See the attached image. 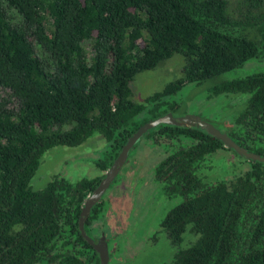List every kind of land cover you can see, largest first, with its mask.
Returning <instances> with one entry per match:
<instances>
[{
	"label": "trees",
	"instance_id": "16d2710c",
	"mask_svg": "<svg viewBox=\"0 0 264 264\" xmlns=\"http://www.w3.org/2000/svg\"><path fill=\"white\" fill-rule=\"evenodd\" d=\"M175 55L180 77L134 101L136 77ZM252 60H264V0H0V264H99L79 219L104 176L36 189L42 158L98 134L103 173L188 85L246 96L221 132L264 158V69L240 71ZM146 136L167 152L156 182L180 199L160 223L178 246L172 264H264V163L193 127ZM102 212L92 207L86 234ZM187 232L195 240L180 248Z\"/></svg>",
	"mask_w": 264,
	"mask_h": 264
},
{
	"label": "rangeland",
	"instance_id": "374dc122",
	"mask_svg": "<svg viewBox=\"0 0 264 264\" xmlns=\"http://www.w3.org/2000/svg\"><path fill=\"white\" fill-rule=\"evenodd\" d=\"M182 65L183 59L175 55L154 71L139 74L132 83L134 101L144 100L161 89L165 83L180 77ZM261 69H264V60H252L240 71L248 73ZM199 87L186 86L180 93L181 96H177L179 101L176 111L171 114L196 118L224 131L222 124L225 125V119L240 112L247 104V97L244 95L232 94L228 97L212 98L208 96L209 87L206 84ZM105 150L106 142L98 134L76 147L56 146L50 149L42 158L34 179V188L42 189L54 176H61L72 183L96 178L100 171L95 163L102 160ZM223 154L226 159L231 158V154ZM163 157L164 148L141 141L130 150L129 157L117 177V180H121V183L118 181L120 188L126 183L127 195L122 194L120 198L114 196V199L110 200L117 223H114L113 227L105 228L111 235L114 246L109 264H124L126 260L128 264L167 263L171 243L162 232L160 223L180 199L168 198L161 185L155 181L154 169ZM221 176L222 174L216 171L206 178L213 182ZM108 193L109 191L105 197ZM194 240L195 237L187 232L181 248L187 247Z\"/></svg>",
	"mask_w": 264,
	"mask_h": 264
},
{
	"label": "water",
	"instance_id": "95a60500",
	"mask_svg": "<svg viewBox=\"0 0 264 264\" xmlns=\"http://www.w3.org/2000/svg\"><path fill=\"white\" fill-rule=\"evenodd\" d=\"M160 124H175L179 126L193 127L196 128L207 135H211L212 137L221 140L223 145L228 149H233L241 158L245 160L259 161L264 163V158L258 154L250 153L237 144H235L225 133L221 132L213 125L208 122L197 120L196 118H190L187 116H174L171 113L165 114L164 116L150 121L145 125L141 126L137 132H135L127 141V143L123 146L118 158L111 165L109 170L106 172L104 179L99 183L96 189L88 196L86 201L84 202V207L80 214L79 219V231L80 234L84 237V239L96 250L99 255V264H108V251L106 247V243L104 238L102 237L98 243L92 242L86 235L83 229V225L85 220L87 219L90 210L92 207L98 203L101 196L104 194L109 184L112 182L118 170L122 166L126 156L130 150V148L140 139V137L150 128Z\"/></svg>",
	"mask_w": 264,
	"mask_h": 264
},
{
	"label": "flooded vegetation",
	"instance_id": "af4514ba",
	"mask_svg": "<svg viewBox=\"0 0 264 264\" xmlns=\"http://www.w3.org/2000/svg\"><path fill=\"white\" fill-rule=\"evenodd\" d=\"M212 98H216V96L215 97H212ZM150 122V121H149ZM145 125V124H144ZM158 126V125H157ZM156 126H154L153 128H155ZM150 129H152V128H150ZM150 129H148L141 137H140V139L136 142V143H138L139 141H141L142 143H150V144H152V145H155L154 143H153V141L152 140H150L149 138L150 137H148V136H146V134H147V132L150 130ZM137 132V131H136ZM135 143V144H136ZM134 144V145H135ZM134 145L130 148V150L134 147ZM156 146H160V147H162V148H164L163 147V145H156ZM130 150H129V152H128V154H127V156H126V159L124 160V162H123V164H122V166L120 167V169L118 170V173L116 174V176L114 177V179L112 180V182L109 184V186H108V188L106 189V191L104 192V194L101 196V198L99 199V201H98V203L99 204H103V212H102V217L100 218V219H98L97 221H95V222H92L91 223V227H90V230H91V232H89V235L88 234H86V231H85V229H84V227H83V229H84V231H85V235L92 241V242H94V243H98L99 241H100V239L103 237L104 238V240H105V243H106V247H107V251H108V264H109V262H110V260H111V256H112V254L114 253V246H113V239L110 237L111 235L110 234H108L106 231H105V228H106V226H110V227H113V224L114 223H117V219H114V216H113V211H112V207H111V202L112 201H110V200H113L114 198V196H115V198L116 197H118V198H120V196L123 194H126L127 195V186H126V183L124 182V184H123V186H122V188H120V183H121V180L120 179H118L117 180V177H118V174H119V172L121 171V169L124 167V164L126 163V161H127V159H128V157H129V154H130ZM120 154V153H119ZM166 154H167V152H166V150H165V148H164V157H163V159L166 157ZM119 156V155H118ZM118 156H117V158H118ZM232 157V156H231ZM116 158V159H117ZM115 159V160H116ZM162 159V160H163ZM114 160V161H115ZM114 161H113V163H114ZM112 163V164H113ZM160 163V162H159ZM111 164V165H112ZM111 167V166H110ZM109 167V168H110ZM157 167V166H156ZM109 168L106 170V171H104L103 173H100V175L99 176H97L98 178H100L101 176H104L105 177V174H106V172L109 170ZM154 172H155V169H154ZM212 172V171H211ZM211 172L208 174V175H210L211 174ZM96 177V178H97ZM104 177L102 178V179H104ZM154 177H155V173H154ZM102 179L100 180V182L102 181ZM120 180V183L118 182ZM156 181V180H155ZM99 182V183H100ZM99 185V184H98ZM109 191V193L107 194V196L105 197V194H106V192H108ZM125 196V195H124ZM88 198V197H87ZM86 198V199H87ZM86 199H85V201H86ZM98 203H96V204H98ZM84 207V206H83ZM104 207H106V209L104 208ZM83 209V208H82ZM88 217H89V215H88ZM88 217H87V219H88ZM87 219L85 220V222H84V225H85V223H86V221H87ZM113 221V222H112ZM115 221V222H114ZM83 225V226H84ZM161 226V225H160ZM161 230H162V232L164 233V235H165V237H167L168 238V240H169V237H168V235H167V233L163 230V228L161 227ZM109 237H108V236ZM82 236V235H81ZM83 237V236H82ZM184 237H185V235L183 236V240H182V243L180 244V248H181V246L183 245V242H184ZM190 237V239L192 238L191 236H189ZM84 238V237H83ZM167 240V241H168ZM110 242V243H109ZM169 242L171 243L170 245H171V248H170V245H169V248H170V255L168 256V261H167V263L166 264H172V259H173V257H174V255H175V253L178 251V246H176V245H174V244H172V242L169 240ZM111 244V245H110ZM93 248V247H92ZM94 249V248H93ZM172 249V250H171ZM96 251V250H95ZM98 254V253H97ZM98 257H99V255H98ZM124 264H128V260H126V262H124Z\"/></svg>",
	"mask_w": 264,
	"mask_h": 264
}]
</instances>
